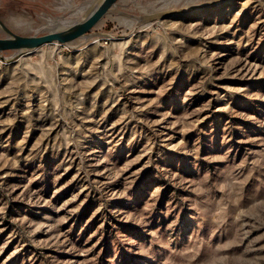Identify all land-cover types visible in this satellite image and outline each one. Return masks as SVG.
Returning a JSON list of instances; mask_svg holds the SVG:
<instances>
[{
  "label": "rangeland",
  "instance_id": "1",
  "mask_svg": "<svg viewBox=\"0 0 264 264\" xmlns=\"http://www.w3.org/2000/svg\"><path fill=\"white\" fill-rule=\"evenodd\" d=\"M93 32L0 61V264H264V0H121Z\"/></svg>",
  "mask_w": 264,
  "mask_h": 264
},
{
  "label": "water",
  "instance_id": "2",
  "mask_svg": "<svg viewBox=\"0 0 264 264\" xmlns=\"http://www.w3.org/2000/svg\"><path fill=\"white\" fill-rule=\"evenodd\" d=\"M121 0H94L87 8L81 19L75 23L65 25L60 29H50L49 32L41 35L21 36L14 33L0 19V61L5 64H13L21 57L37 51L42 46L58 43L59 45L70 46L71 43L80 39H88L93 36L96 26L117 7ZM207 4L192 5L185 8L170 10L164 13L155 14L152 20H166L184 16L205 7ZM12 52L13 56L5 58L4 53Z\"/></svg>",
  "mask_w": 264,
  "mask_h": 264
},
{
  "label": "bare ground",
  "instance_id": "3",
  "mask_svg": "<svg viewBox=\"0 0 264 264\" xmlns=\"http://www.w3.org/2000/svg\"><path fill=\"white\" fill-rule=\"evenodd\" d=\"M72 4H74V3H72ZM76 4V3H75ZM85 8V7H84ZM82 9V8H81ZM48 23L50 24V27H51V29H53V30H55V29H60V28H63L65 25L62 23V22H60V21H48ZM52 44H54V45H58L59 46V44L58 43H52ZM26 56V55H25ZM23 59V58H22ZM18 61V60H17Z\"/></svg>",
  "mask_w": 264,
  "mask_h": 264
}]
</instances>
